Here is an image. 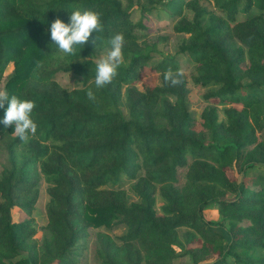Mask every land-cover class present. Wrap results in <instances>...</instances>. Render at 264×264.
I'll list each match as a JSON object with an SVG mask.
<instances>
[{
    "label": "trees",
    "instance_id": "trees-1",
    "mask_svg": "<svg viewBox=\"0 0 264 264\" xmlns=\"http://www.w3.org/2000/svg\"><path fill=\"white\" fill-rule=\"evenodd\" d=\"M206 1L213 10L202 0L138 4L144 15L164 7L179 18L178 54L195 65L196 85L217 87L204 97L211 105L197 130L187 78L176 87L163 78L167 69L180 68L177 57L155 63L162 53L140 40L145 27L133 19L134 0H0V85L13 64L4 91L35 101L38 125L24 144L14 126L0 123L10 154L0 173V264H80L89 230L119 225L125 235H98L101 264H175L180 258L264 264V0ZM77 8L102 13L104 31L65 56L49 29L57 18L67 23ZM117 32L125 36V62L111 84L97 89L90 58L107 51ZM148 67L161 74L160 85L146 75ZM59 73L74 74L82 86L63 88L55 80ZM7 107L0 108V121ZM184 169L189 173L180 187ZM253 170L258 173L250 177ZM123 175L136 182L137 202L129 203L125 191L105 189ZM41 181L49 202L39 245L33 215ZM157 194L166 203L162 213ZM213 206L217 222L206 218ZM16 208L23 213L18 222Z\"/></svg>",
    "mask_w": 264,
    "mask_h": 264
},
{
    "label": "rangeland",
    "instance_id": "rangeland-1",
    "mask_svg": "<svg viewBox=\"0 0 264 264\" xmlns=\"http://www.w3.org/2000/svg\"><path fill=\"white\" fill-rule=\"evenodd\" d=\"M124 5H127L126 0H122ZM135 7L132 11L133 19L135 22L142 21L143 29L139 32L140 40L145 41L147 43L155 44L157 46V50L162 53L158 54L155 58V63L162 59V56L170 55L176 56L179 62L180 68H184L185 77L188 80V89L189 96L187 99L188 109L195 119V127L197 130L201 129V114L202 112L211 104L204 98L206 94L212 92L217 89L214 86L202 87L198 86L194 83V76L196 74L195 65L192 63L191 59L187 56H182L178 54V47L183 40V36L175 33L174 26L176 22L179 20L178 17L172 15L166 8L160 7L157 11H154L149 14H143L140 11V6L138 4H142L144 0H134ZM203 5L207 6L210 9H214L213 4L209 3L206 0H202ZM186 12V11H185ZM185 15H189V13H185ZM107 51L103 52L101 55L106 54ZM100 55V56H101ZM100 56L97 58L99 59ZM14 65L10 64L5 73L2 84L0 85V91H4L5 85L8 80L13 75ZM146 75H149L151 81L155 85L161 84V74L156 71L152 67H148L146 70ZM55 80L63 87L69 90L77 89L82 86V80L75 76L74 74H64L59 73L56 75ZM137 87L142 90L141 84H138ZM212 103V102H210ZM225 107L219 106V114L220 119L225 120L224 115ZM125 111V109L123 108ZM260 139L264 138L263 134H260ZM10 165V154L8 151V144L6 141L0 140V173ZM189 173L188 169L180 170L179 176V186L182 187L185 185L186 177ZM258 173V170H253L249 172V176L251 177L253 174ZM135 181H131L126 176H122L121 181L117 185H109L105 189L107 190H115V191H125L127 193L129 203L137 202L138 198L133 190ZM48 185L41 181L39 199L35 205L34 211V219L37 225V241L39 245H42L45 239L46 231L45 227L48 223L47 217V204L49 202V196L47 194ZM1 201V199H0ZM165 200L162 198L160 194L156 196V209L159 213H162L163 207L165 206ZM23 215L22 211L19 208H16L13 211V218L15 222H18ZM206 218L210 221L217 222L219 220V210L216 206L209 208L206 211ZM127 229L122 225L116 226L112 229H91L89 230V236L84 241L83 255L80 258V264H101V262L96 257V249H97V239L100 233L107 234L111 237H119L125 235ZM175 264H191V260L189 258H180L175 262Z\"/></svg>",
    "mask_w": 264,
    "mask_h": 264
},
{
    "label": "clouds",
    "instance_id": "clouds-1",
    "mask_svg": "<svg viewBox=\"0 0 264 264\" xmlns=\"http://www.w3.org/2000/svg\"><path fill=\"white\" fill-rule=\"evenodd\" d=\"M102 13L94 10H85L77 8L71 12L69 21L66 23L62 19L57 18L51 23L50 38L53 45L56 46L59 53L65 56H75L77 50L89 42L93 33H101L104 31L102 23ZM96 39L101 41L99 35ZM125 36L122 32L114 33L108 40L110 45L106 54L96 59L94 56L90 61L95 63L94 84L97 89L103 88L113 82L118 75V69L124 64L123 49L125 46ZM86 63V60H81ZM184 68L173 71L169 68L164 73V80L170 86L176 87L182 83V77L185 74ZM87 95L90 99L95 100L94 92L89 89ZM5 102L8 107L5 112L4 119L0 121L5 126H14L13 134L24 143L27 144L30 136H34L37 132L38 125L33 119V111L36 103L33 100L21 99L17 95H11L6 91H0V108H4Z\"/></svg>",
    "mask_w": 264,
    "mask_h": 264
}]
</instances>
